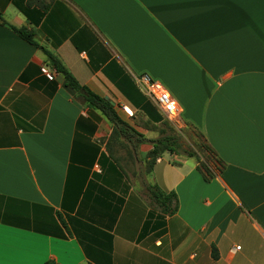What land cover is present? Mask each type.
Masks as SVG:
<instances>
[{"label": "crops", "instance_id": "crops-1", "mask_svg": "<svg viewBox=\"0 0 264 264\" xmlns=\"http://www.w3.org/2000/svg\"><path fill=\"white\" fill-rule=\"evenodd\" d=\"M0 16L155 140L148 74L224 162L205 182L195 158L161 156L147 179L178 211L143 236L132 167L153 145L109 151L102 113L0 21V264H264V0H0Z\"/></svg>", "mask_w": 264, "mask_h": 264}, {"label": "trees", "instance_id": "trees-1", "mask_svg": "<svg viewBox=\"0 0 264 264\" xmlns=\"http://www.w3.org/2000/svg\"><path fill=\"white\" fill-rule=\"evenodd\" d=\"M0 21H3L1 16ZM3 24L7 25L8 23L3 21ZM8 26L12 28L23 40L35 47L42 49L43 53H45L47 56L48 64L63 77L66 88L79 94L91 109L101 112L102 115L107 119L112 127V133L108 147L109 151H111L110 143L116 139H119V137H123L125 140L131 143L134 149L139 144L145 142H150V144L153 145L152 150L145 156L148 167V178L151 177V173L156 161L165 153L176 154L186 158H195L198 164L197 171L201 173L205 182H210L214 178V168L211 167L212 164L210 163V158H206L205 153H209L210 156L212 155V159L215 160L217 165L224 164L212 147L206 142L202 134L201 135L205 140V143L203 145L194 144L193 150L184 149L181 146L178 136L175 134H166L155 140H147L121 119V117L118 115V112L116 111L115 105H112L111 101L102 98L90 92L88 89L80 86L79 82H77L74 76L65 68V66L56 56L44 48H41L35 42L33 33L26 30H18L9 24ZM82 90H84V94H81ZM165 120L166 119H164V121ZM160 121H163V118L160 117ZM144 186L146 190L145 194L149 201H151L150 205L152 208L148 213L147 220L143 227V236L151 232L165 230L166 219L168 217L174 216L177 213L179 203L175 192H164L156 185L148 182V180L147 183H144ZM212 256L214 259H218V254L215 247L212 249ZM46 264L56 263L49 261Z\"/></svg>", "mask_w": 264, "mask_h": 264}, {"label": "rangeland", "instance_id": "rangeland-1", "mask_svg": "<svg viewBox=\"0 0 264 264\" xmlns=\"http://www.w3.org/2000/svg\"><path fill=\"white\" fill-rule=\"evenodd\" d=\"M120 111H123V108L121 109L119 107ZM161 117V116H160ZM162 118V117H161ZM133 120V118L131 119ZM139 121V120H138ZM135 124H137V120L135 119ZM181 121L177 122V123H172L169 121H164L160 127L159 130H161L158 134V138L166 135V134H175L176 136H178L179 141L181 143V146L184 149H189V150H193L194 148V144H204L205 140L203 139L201 133L193 128V127H186L183 128L182 126H180V128L177 126V124L180 125ZM157 138V139H158ZM135 151V150H134ZM206 158H210V163L212 164L211 167L215 168L217 167V163L215 162V160H213L212 155L210 156L209 153H205ZM136 164L132 167V171L134 172V180L135 182L141 186L143 193H146L145 190V186L144 183H147V171H148V167H147V162H146V157H142L141 154H139V152H137V150L135 151V161Z\"/></svg>", "mask_w": 264, "mask_h": 264}, {"label": "built area", "instance_id": "built-area-1", "mask_svg": "<svg viewBox=\"0 0 264 264\" xmlns=\"http://www.w3.org/2000/svg\"><path fill=\"white\" fill-rule=\"evenodd\" d=\"M42 73L49 80H54L57 74L56 70H51L48 67H43ZM138 88L146 96L151 98L164 118L172 123H177L181 120V108L178 102L170 95L165 88L148 74H142L134 77ZM125 112L126 108L123 107ZM240 250V247H237Z\"/></svg>", "mask_w": 264, "mask_h": 264}, {"label": "water", "instance_id": "water-1", "mask_svg": "<svg viewBox=\"0 0 264 264\" xmlns=\"http://www.w3.org/2000/svg\"><path fill=\"white\" fill-rule=\"evenodd\" d=\"M81 93H82V94H84V93H85V92H84V90H82V91H81ZM111 103H112V105H114V103H113V102H111Z\"/></svg>", "mask_w": 264, "mask_h": 264}]
</instances>
